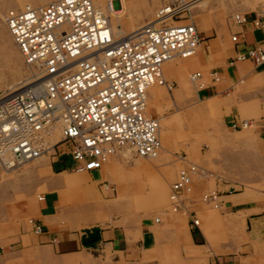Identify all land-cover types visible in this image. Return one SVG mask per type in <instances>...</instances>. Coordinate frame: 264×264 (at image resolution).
Returning a JSON list of instances; mask_svg holds the SVG:
<instances>
[{
  "label": "rangeland",
  "instance_id": "rangeland-1",
  "mask_svg": "<svg viewBox=\"0 0 264 264\" xmlns=\"http://www.w3.org/2000/svg\"><path fill=\"white\" fill-rule=\"evenodd\" d=\"M161 2L162 0H115L114 10L119 13L116 15L108 13L114 35L118 39L125 37L146 23L153 18ZM29 3L31 6L36 4L32 0H0V98L6 95L9 90H14L25 81H29L35 72L24 63L4 23V16L8 10L20 9ZM93 3L96 7L106 10L107 0H93ZM45 4L47 3L43 5ZM192 5L190 16L198 30V35L215 38L224 46L232 44L231 33L225 31L226 33L221 38L219 30L229 28L231 14L241 11L250 14L264 13V0H223L222 2L221 0H205L195 6ZM200 16L204 17L203 20L209 25L207 28L199 26ZM178 20L183 19L174 18L173 21L166 23L184 22ZM185 21L187 22V20ZM190 57L192 56L181 59ZM173 60L180 59L173 58ZM193 71H197V68L187 69L188 74ZM187 73L184 75V81L188 88H184L186 86L181 78L176 74H164L162 66L163 78L168 84H171V87L167 89L164 86H159L163 93L160 100L161 117H157L155 109L148 108L147 105L149 112L160 122L159 139L160 146H162L159 154L160 162L152 167L149 176L142 173L127 179V181L126 179L122 180L123 195H121L122 200L120 201L122 206L107 211L105 225L93 221L86 223L87 221L79 216V211L72 209L73 199L77 200L78 189L76 187L71 189L70 201L63 203L60 210L57 208L59 204L54 207L55 214L53 219L48 222L49 229L56 227L67 230L69 228L66 227H74L70 231L78 230L76 228L80 227L86 228V230L94 227L98 229L93 225H100L99 229H104L116 224L133 232L147 227L150 230L151 246L143 250L144 255L142 254L141 259L137 261H128L120 256L116 259L115 253L106 247L86 248L78 253L64 255V258L55 259L54 257L49 264H205L207 258L210 257L225 256L229 253L248 254V246L251 247L252 255L241 258V261L245 259L247 264H264V239L259 241L250 237L249 228L244 222L239 223L240 218L238 217L243 216L241 211L230 212V209L222 211L205 205L201 201V196L204 193L214 190L226 192L227 189L231 190L232 188L236 191L243 188V191H246L251 199L264 197L260 192V190H264V164L262 155L258 153L254 144V138L258 131L254 132L253 127V131L248 133L244 132L245 129H233L230 126V120L234 115L243 119L242 109L246 110L254 103L258 104L260 109L264 108L263 86L248 87L245 82L232 81L229 84L233 91L228 92V99L231 101L229 110L222 109L220 111L219 109L220 112L217 113H213V111L200 113L198 109L208 95H204V88L197 89L193 86L188 80ZM226 95V92H222L217 96L225 98ZM162 116L168 122L167 127L162 123ZM259 118L246 117L256 123H263V116ZM58 125H52V133L44 138V141H48L49 146L57 142L60 137ZM259 129H264V126L257 130ZM166 135L168 138L164 142L163 136ZM121 149L129 148L123 147L118 149L114 155L111 154L113 155L112 161L116 164V170L120 174L126 175L136 159H143L136 157L131 150L126 154L124 151L118 152ZM55 153L49 148L45 154L29 161L30 163L27 162L29 164L25 163L26 166H23L25 164L20 165L0 175V223L11 227L10 241H15V235L20 230L21 233L27 232L31 237L36 238L30 232L31 229L33 230V225H38L41 231L43 230L38 222L34 221L30 222V227L21 225L22 222L28 224L27 218L32 216L28 210L32 209L37 212V200L41 201L40 199L45 196L52 197L49 193L36 195L41 193L39 187L45 184L48 178L56 177L61 173L52 172L49 166V161ZM38 165L42 167L39 174L35 169ZM57 165L69 169L72 168L74 162L69 156H63ZM188 165H193L195 171L191 176L190 192L185 193L183 197L192 198L193 204L186 202L185 199V207L178 211H171L168 199L170 186L175 180L178 170L188 167ZM74 172L71 169L66 171L68 174ZM80 173L82 172L77 175ZM83 174L91 177L89 174ZM140 183L143 184V187H139ZM99 185L103 189H108V186L114 187L107 182H99L98 187ZM100 187L98 188L99 192ZM141 188L142 190H140ZM116 195L114 187L113 195L103 198L110 202ZM101 201L103 200L101 199ZM45 202L42 200L43 204ZM74 204H78V201H75ZM190 210L196 212L198 229L189 234L186 218L187 212ZM63 211L64 214L74 212L75 219L72 220V217L69 219L70 214L69 217L63 214L58 216ZM57 216L58 219H56ZM156 217L159 218L157 223L153 222L154 218V220H158ZM186 236L188 239L185 238ZM86 238H84L83 244L88 246V242L92 241ZM213 251H217L216 254H213ZM144 256H148L149 259H144Z\"/></svg>",
  "mask_w": 264,
  "mask_h": 264
},
{
  "label": "built area",
  "instance_id": "built-area-1",
  "mask_svg": "<svg viewBox=\"0 0 264 264\" xmlns=\"http://www.w3.org/2000/svg\"><path fill=\"white\" fill-rule=\"evenodd\" d=\"M192 1L162 0L153 18L119 39L92 0H55L8 10V32L24 62L39 73L31 84L0 99V175L49 148L68 154L75 172L99 169L119 147L138 157L155 156L161 147L159 125L146 106L147 87L170 89L162 64L197 51L201 37L188 21ZM174 18L184 22L166 23ZM230 21L263 27L264 13L249 19L246 13L234 12ZM238 38V33L230 35L233 43ZM241 60L263 63L264 44L237 51L229 62ZM188 80L198 89L207 82L219 83L221 76L215 70H197ZM55 123L60 137L49 146L43 136ZM249 123L230 126L242 129ZM194 171L193 165L178 170L168 193L171 211L185 207L183 195L190 192ZM217 197L210 191L201 201L217 208ZM186 219L189 230L198 229L194 212L188 211ZM33 231L41 229L33 225Z\"/></svg>",
  "mask_w": 264,
  "mask_h": 264
},
{
  "label": "crops",
  "instance_id": "crops-1",
  "mask_svg": "<svg viewBox=\"0 0 264 264\" xmlns=\"http://www.w3.org/2000/svg\"><path fill=\"white\" fill-rule=\"evenodd\" d=\"M32 1L36 3L33 6L38 7L43 5L44 3H48L49 1L53 2L55 0ZM114 1L112 0L111 2L113 10ZM203 1L205 0H198L194 4V6ZM222 1L223 0H221V2ZM27 5L31 6V4L29 3L24 5V7ZM243 13L245 12L243 11ZM246 14L249 19H253L257 16V13ZM203 18L204 17L200 16L199 26L201 28H207L209 25L206 24ZM229 23L230 26L228 29L219 30V37L223 38V35L226 33L225 31H228L231 34L238 33L239 38L237 43H233L231 41V45L226 44L224 46L223 44H220L219 41H216L215 38L200 36L201 42L198 46L197 51L192 57L183 60L179 58L180 60L175 61L172 59L163 64L164 74H176L181 78L185 86L186 83L184 81V75L187 73V69L190 67H195L202 73L208 72L210 70H215L218 72V74L221 76V81L219 83L207 82L203 89L204 95H208V97H206L207 99L202 104V106L199 107L198 110L200 113H207L212 111L213 113H217L222 109L228 111L229 105L231 104L230 99H228V92L233 91L229 83H231L232 81L245 82L248 87H256L262 85L264 89V62L259 65H254L252 62L247 60L234 61L232 63L229 62L230 58H232L237 51H242L247 47L264 44V26H252L250 21L238 25H234L231 22ZM184 88H188V86ZM222 92L227 93L225 98H220L219 96H217ZM162 95L163 93L159 86L150 87L147 91L148 108L153 107L156 111V115H158L157 117H161L160 113L162 112V109L160 107V100L162 99ZM242 116L243 119H239L236 115H234L230 120V123L237 124L239 121H250L251 119H246L247 116H251L254 119H258L260 116H263V123H256V121L251 120L249 126H245V128L242 129H245L244 132L251 133L254 127V132L258 131L256 134L257 136L254 138V144L258 153L262 155V163L264 164V129L257 130L258 128L264 126V108L260 109V106L254 103V105L249 106L248 109H242ZM162 123L164 126H168V122L164 119L163 116ZM167 138V135L163 136V141L165 142ZM121 151H124L126 154V152H129L130 149H121L118 152ZM159 154L160 151L152 158L143 160L136 159L126 175L123 173L120 174V172L116 170V164L112 161V157L114 154L110 155L103 162L99 170L95 169L88 172H82L77 175V173L79 172L68 174L66 173V171H70L71 168L68 169L65 167H59L57 165V162L61 157L69 155L55 153V155L52 156L49 161V166L52 172L61 173L56 175V177L48 178L46 183L39 187L41 193H38L36 195L40 196V194L43 195L45 193H49L52 195V197L45 196L43 199H41V201L37 200V212L33 211L32 209L28 210L29 213H32V216L27 218L29 220V225L23 222L21 225H27L28 227H30V222L34 221L38 222L43 230L40 233H35L32 229L30 230V232L34 234L36 238H34L33 236L31 237L27 232L21 233L20 230V232L15 235V241H10L12 236L10 234L11 227L9 225H3L2 223H0V264H36V262H39V264H49L50 261L54 259V257L55 259L64 258V255L78 253L81 250H85L86 248L96 249L106 247H108L111 252L115 253L114 256L116 259L120 256L128 261L140 260L144 255L143 250L149 248L152 242L150 230L147 227L139 229L138 232H133L128 230V228L124 229L123 227L116 224L107 226L104 229H99L100 225H93L97 226L98 229L94 227L95 229L93 228L86 230V228L84 229L80 227L76 228L78 230L70 231L74 227H66L69 228L67 230L58 229L56 227L54 229H49L48 222L53 219L52 217L55 214L54 207L59 204L57 208L58 210H60L63 203H67V201H70L69 199L72 196L71 189L72 187H76L78 189L76 198L77 200H73L74 202L78 201V204H74V202H72V209H74L75 211H79V216L83 217V220L87 221L86 223L91 221H93L94 223L101 222L104 226L107 222V211L111 209H118V207L120 208L122 206V202H120L122 200L121 195H123V186L121 184L122 180L126 179L127 181V179L135 177L136 175H141L142 173H146V175L149 176L152 167H154L155 164H159L160 162ZM27 164L23 166H26ZM35 169L37 174L42 171L39 166H36ZM83 173L89 174L91 175V177L85 176V174ZM99 182H107L108 184H112L115 187L117 195L113 200L110 199V202L109 200H106L104 198L113 195L114 187L112 188L111 186H108V189H103L99 185V192ZM105 187L107 186L105 185ZM139 187H143V184L140 183ZM140 190H142V188ZM242 191L243 188L238 191H236L234 188H232L231 190L227 189L226 192L214 190V192L218 194L217 200L220 204L217 209H220L222 211L230 209V212L241 211L243 216L238 217L240 218L239 223H245L246 227L249 228L248 231L250 232V237L252 239L261 241L262 239H264V197L251 199L246 191ZM260 192H262V194L264 195L263 189L260 190ZM101 199L103 201H101ZM185 199L186 202H192L193 204L192 198L190 197H184L183 204L185 202ZM42 200L46 202L43 204ZM190 211L193 212L194 210ZM194 213L196 216L195 211ZM62 214L69 217L70 213L66 212V214H64L63 211L59 213L58 216H61ZM74 214V212H71L69 219L73 218L72 220H74ZM58 216L56 219H58ZM154 219L153 222H159V218L158 220ZM192 231L197 230L188 229L189 234ZM92 236H96L95 240H92V242H88L89 245L87 244L88 246H85L83 244L84 238L87 237L86 239L91 241ZM185 238L188 239V236H186ZM247 251L248 254L243 255H240L238 253H229L225 256L223 255L210 257L207 258L205 264H247L245 259L244 261H241V258L250 257L252 255L250 246L247 247ZM216 252L217 251H213V254H216ZM143 258L149 259L148 256H144Z\"/></svg>",
  "mask_w": 264,
  "mask_h": 264
},
{
  "label": "bare ground",
  "instance_id": "bare-ground-1",
  "mask_svg": "<svg viewBox=\"0 0 264 264\" xmlns=\"http://www.w3.org/2000/svg\"><path fill=\"white\" fill-rule=\"evenodd\" d=\"M114 1V0H113ZM198 1V0H197ZM196 0L195 1H192V2H194V3H192V4H195L196 2H197ZM92 2H93V0H92ZM112 0H107V3H106V10H103V9H101V8H99V7H96L95 5V7L96 8H98V9H100V11L102 12V15L107 19V22H108V26H109V28H111V25H110V21H109V16H108V13H110V14H114V15H116V14H118L119 12H116L115 10H113L112 9ZM193 5H191L190 7H192ZM39 7V6H38ZM7 13V12H6ZM188 16H189V21L190 22H193V20H192V18H191V16H190V8H189V13H188ZM4 23H5V18H4ZM6 25V24H5ZM195 25V24H194ZM139 28V27H138ZM137 28V29H138ZM137 29H135L134 31H136ZM111 30H112V28H111ZM133 31V32H134ZM113 32V31H112ZM133 32H131V33H133ZM130 33V34H131ZM114 34V33H113ZM130 34H128V35H130ZM127 35V36H128ZM127 36H125V37H127ZM120 38H124V37H120ZM16 45V44H15ZM16 48H17V46H16ZM17 50H18V48H17ZM18 52H19V50H18ZM21 56V55H20ZM193 56V55H192ZM22 57V56H21ZM23 59V58H22ZM170 60H172V59H170ZM170 60H167L166 62H168V61H170ZM24 61V60H23ZM246 61V60H245ZM166 62H164L163 64H165ZM25 63V62H24ZM26 64V63H25ZM163 64H162V66H163ZM26 65H28L29 67H31L32 69H34V73H33V76L32 77H34V79H30L29 81L27 80V81H25L21 86H19V87H17L16 89H14V90H9V92L6 94V95H4V96H2L1 98H3V97H5V96H7L8 94H10V93H13V92H16V91H18V90H20V89H22L23 87H25V86H27L28 84H31V82L33 81V80H35L36 78H35V76L39 73V70H37L35 67H33L32 65H29V64H26ZM27 79V78H26ZM22 83V82H21ZM20 83V84H21ZM157 86V84H152V85H150V86H148L147 87V91H148V89L150 88V87H153V86ZM18 86V85H17ZM159 86V85H158ZM0 98V99H1ZM146 106H147V96H146ZM158 120V119H157ZM56 125H58L59 123H55ZM55 124H53V125H55ZM158 136L160 137V122H159V120H158ZM59 127H60V125H58ZM52 133V126H51V128H50V131H49V133L48 134H45L44 136H43V140H44V138H45V136H48V135H50ZM160 140V139H159ZM45 142H47L48 143V141H46L45 140ZM120 148H123V147H120ZM120 148H117V149H115V151L114 152H112L111 154H114V153H116L117 152V150L118 149H120ZM162 148V146L160 147V149ZM160 151V150H159ZM158 151V152H159ZM157 152V153H158ZM110 154V155H111ZM42 155V154H41ZM109 155V156H110ZM40 156V155H39ZM38 156V157H39ZM138 157V156H137ZM37 158V157H36ZM139 158H141V159H149V158H152V157H139ZM35 159V158H34ZM31 160H33V159H31ZM31 160H28V161H25V162H22V163H20L19 165H23V164H25V163H27V162H29V161H31ZM40 168H42L41 167V165H38ZM102 166V165H101ZM101 168V167H100ZM99 168V169H100ZM99 169H97V170H99ZM10 170H12V169H10Z\"/></svg>",
  "mask_w": 264,
  "mask_h": 264
},
{
  "label": "trees",
  "instance_id": "trees-1",
  "mask_svg": "<svg viewBox=\"0 0 264 264\" xmlns=\"http://www.w3.org/2000/svg\"><path fill=\"white\" fill-rule=\"evenodd\" d=\"M95 238H96V236H92V237H91V241H92V240H95Z\"/></svg>",
  "mask_w": 264,
  "mask_h": 264
}]
</instances>
